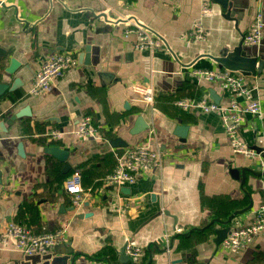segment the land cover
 Here are the masks:
<instances>
[{
	"label": "crops",
	"instance_id": "0c3cea01",
	"mask_svg": "<svg viewBox=\"0 0 264 264\" xmlns=\"http://www.w3.org/2000/svg\"><path fill=\"white\" fill-rule=\"evenodd\" d=\"M209 1L202 17L207 34L198 39L187 32L202 0H0V232L12 219L35 233L63 228L67 238L33 257L11 239L0 240V264H71L73 255L74 264H264V234L238 253L214 241L215 229L230 225L231 215L247 223L264 204V155L235 153L220 114L174 103L224 102L219 85L196 79L192 69L226 68L216 57L244 48L255 14L264 17V0ZM133 21L162 43L135 48L136 35L122 34ZM245 50L260 66L254 73L234 71L256 86L261 111L245 113L240 131L259 147L264 29L262 42ZM54 51L73 53L77 63L51 90L29 94L35 72ZM12 59L16 67L9 72ZM139 81L153 87L152 103L132 90ZM86 114L101 138L71 133ZM150 128L161 166L130 183H108L116 154L145 139ZM75 171L85 191L78 206L65 190ZM127 240L143 248L142 258H120Z\"/></svg>",
	"mask_w": 264,
	"mask_h": 264
},
{
	"label": "built area",
	"instance_id": "2783aa9c",
	"mask_svg": "<svg viewBox=\"0 0 264 264\" xmlns=\"http://www.w3.org/2000/svg\"><path fill=\"white\" fill-rule=\"evenodd\" d=\"M210 1L202 0L200 13L195 18L187 34L193 38L202 39L207 34L202 17L210 11ZM264 17L258 11L255 14L242 41L247 46H258L263 37ZM134 33L137 37L135 48L142 49L158 46L162 41L149 28L133 21L123 30V35ZM77 63L75 55L66 51H54L48 54L41 62L34 74L32 83L28 89L29 94L38 95L51 90L56 86L65 72ZM192 75L198 80H205L219 85L224 102H216L207 98H182L176 99L174 103L184 109L198 107L205 112H216L221 115L224 123L225 137L235 153L242 154L252 159H263L264 142L259 147L250 144L241 134V123L245 113L259 114L261 111L259 97L255 93L256 86L250 87L245 83L244 75L241 72L227 68L218 69H192ZM132 90L137 94L138 99L143 102L154 101L153 87L142 82L132 84ZM55 136L60 131L52 132ZM71 133L77 138L92 137L99 139L101 133L99 127L92 122L90 115H83L71 128ZM162 150L156 142L154 128L148 129L145 139L127 145L121 152L116 154V162L106 181L119 186L122 183L135 181L144 173L150 172L161 166ZM65 190L70 195L73 206L81 204L84 198V189L81 183L79 171L73 174L65 182ZM122 210V206H118ZM251 220L243 223L239 218H232L230 229L220 242L226 251L238 253L248 247L260 235L264 234V204L258 205L253 211ZM181 231V227H175V232ZM168 234H165V246L168 248ZM11 239L17 250L24 254H40L48 251L57 244L67 240L63 228L51 232L35 233L25 225L12 219L4 222L0 232L2 242ZM125 253L134 260L144 256V250L127 240L124 244Z\"/></svg>",
	"mask_w": 264,
	"mask_h": 264
},
{
	"label": "water",
	"instance_id": "95a60500",
	"mask_svg": "<svg viewBox=\"0 0 264 264\" xmlns=\"http://www.w3.org/2000/svg\"><path fill=\"white\" fill-rule=\"evenodd\" d=\"M141 25H143V24H141ZM143 26H145V25H143ZM261 42H262V40H261ZM242 46L244 48H242L241 45H238L232 51L227 52L225 55L216 57V60L219 63H221L223 66H225L227 69H230V70H241V72L242 71H250L251 73H254L256 65L260 66L259 61H257V56L248 54L246 52L245 49H247V48H249L251 46H247V45H244V44H242ZM15 67H16L15 60L12 59L11 60V65L8 68V71L12 72ZM1 87L2 86H0V90H1ZM180 128L183 129V127H180ZM233 217H234V214L230 216V218L228 219L227 223L230 222ZM229 229H230V225H228V224L223 226V227H221V228L215 229L216 237H215L214 241H215V243L217 245L223 240V238L226 236V234L229 231ZM61 246H64V244H62V243L61 244H57L55 246V248L57 249L58 247H61ZM72 252H73V248L72 247H68L66 253L71 255ZM119 254H120L119 256H120V258L122 260H123V258H125L124 261H133L134 260L130 255L125 253L124 247L121 249ZM33 255H36V254H30L28 256L33 257ZM67 256L68 255H66V257H63L62 259L63 260L67 259ZM70 261H71V264H74V255L70 257Z\"/></svg>",
	"mask_w": 264,
	"mask_h": 264
},
{
	"label": "rangeland",
	"instance_id": "374dc122",
	"mask_svg": "<svg viewBox=\"0 0 264 264\" xmlns=\"http://www.w3.org/2000/svg\"><path fill=\"white\" fill-rule=\"evenodd\" d=\"M118 208V207H117Z\"/></svg>",
	"mask_w": 264,
	"mask_h": 264
}]
</instances>
